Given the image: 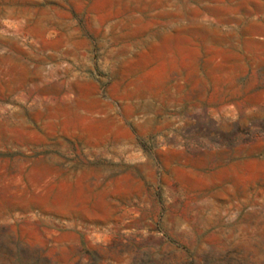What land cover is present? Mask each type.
I'll use <instances>...</instances> for the list:
<instances>
[{
	"label": "rangeland",
	"instance_id": "374dc122",
	"mask_svg": "<svg viewBox=\"0 0 264 264\" xmlns=\"http://www.w3.org/2000/svg\"><path fill=\"white\" fill-rule=\"evenodd\" d=\"M17 48L0 264H264V0H0Z\"/></svg>",
	"mask_w": 264,
	"mask_h": 264
},
{
	"label": "crops",
	"instance_id": "0c3cea01",
	"mask_svg": "<svg viewBox=\"0 0 264 264\" xmlns=\"http://www.w3.org/2000/svg\"><path fill=\"white\" fill-rule=\"evenodd\" d=\"M16 55H4L0 56V71H16L17 69H21L22 71H25L23 74V79L21 78L19 82H25L27 79H30L34 82L41 83L43 80H46V77L40 76V71L32 70L28 67H26L23 63H21V50L16 49L15 50ZM9 59V60H2V59ZM27 71V72H26ZM33 71V72H30ZM50 74V73H49ZM52 74V73H51ZM1 79V78H0Z\"/></svg>",
	"mask_w": 264,
	"mask_h": 264
}]
</instances>
